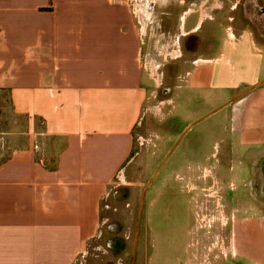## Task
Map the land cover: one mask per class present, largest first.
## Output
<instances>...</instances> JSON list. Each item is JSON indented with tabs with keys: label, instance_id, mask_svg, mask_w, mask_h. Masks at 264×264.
<instances>
[{
	"label": "crops",
	"instance_id": "0c3cea01",
	"mask_svg": "<svg viewBox=\"0 0 264 264\" xmlns=\"http://www.w3.org/2000/svg\"><path fill=\"white\" fill-rule=\"evenodd\" d=\"M243 1L233 0L230 9ZM225 3L190 0L172 41L175 57L183 56L182 43L205 19L253 22L249 1L235 15L226 13ZM258 7L264 18V3ZM175 13L168 0H0V119L8 106L14 126L11 139L0 127L9 137L6 145L0 140L6 150L0 157V264H75L83 244L97 234L101 201L129 163L151 88L140 62L143 36H149L147 25L161 27ZM165 36L159 34V41ZM262 77L256 85L238 86L233 102L223 103L232 104L233 159L244 173L250 163L251 179H241L244 184H264ZM235 197L226 215L234 216L236 258L264 264V208H247L258 216L252 223Z\"/></svg>",
	"mask_w": 264,
	"mask_h": 264
},
{
	"label": "rangeland",
	"instance_id": "374dc122",
	"mask_svg": "<svg viewBox=\"0 0 264 264\" xmlns=\"http://www.w3.org/2000/svg\"><path fill=\"white\" fill-rule=\"evenodd\" d=\"M125 1L132 5L136 0ZM168 1L175 7L174 17L165 18L161 27L150 23L149 36H143L140 62L151 88L143 119L133 131L129 163L109 185L101 201L97 234L83 244L75 264H132L134 253L135 264H260L237 260L232 245L234 216L226 213L233 208L234 196L243 213L252 204L264 208V184L242 183L241 179H251L250 163L244 173L233 159L232 104L223 103L233 102L238 86L256 85L263 78L264 18L258 4L264 0H247L253 22L202 21L188 44L181 41L182 57H175L178 51L172 41L182 31L180 13L190 0ZM231 2L225 3L228 15L247 8L244 0L235 11ZM159 34L166 36L159 41ZM162 44L165 49L171 45L172 55L160 48ZM187 49L193 51L186 53ZM189 56L197 59L188 62ZM201 57L214 59L202 62ZM217 81L226 87L213 86ZM2 112L0 127L11 139L14 126L7 118L8 106ZM6 132L0 134L1 146L8 142ZM0 150L4 158L6 150ZM244 214V219L257 221L254 211ZM259 219L264 223V215ZM255 234L261 237L258 230Z\"/></svg>",
	"mask_w": 264,
	"mask_h": 264
},
{
	"label": "water",
	"instance_id": "95a60500",
	"mask_svg": "<svg viewBox=\"0 0 264 264\" xmlns=\"http://www.w3.org/2000/svg\"><path fill=\"white\" fill-rule=\"evenodd\" d=\"M191 126H189V128H191ZM151 180L148 182V184L146 185L145 189H144V193H143V196H142V199H141V207H140V217L142 215V211H143V206H144V198H145V191L147 189V187L150 185L151 183ZM138 241H139V229L137 230V236H136V243H135V252L137 250V244H138ZM132 264H135V253H134V258H133V263Z\"/></svg>",
	"mask_w": 264,
	"mask_h": 264
},
{
	"label": "flooded vegetation",
	"instance_id": "af4514ba",
	"mask_svg": "<svg viewBox=\"0 0 264 264\" xmlns=\"http://www.w3.org/2000/svg\"><path fill=\"white\" fill-rule=\"evenodd\" d=\"M189 41H190V40L187 41V44H188Z\"/></svg>",
	"mask_w": 264,
	"mask_h": 264
}]
</instances>
